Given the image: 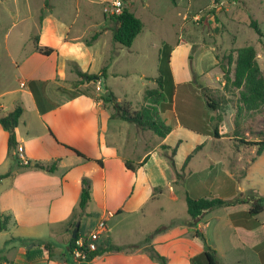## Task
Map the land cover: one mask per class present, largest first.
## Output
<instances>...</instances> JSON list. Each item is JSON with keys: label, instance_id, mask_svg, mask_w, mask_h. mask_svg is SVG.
Returning <instances> with one entry per match:
<instances>
[{"label": "crops", "instance_id": "crops-1", "mask_svg": "<svg viewBox=\"0 0 264 264\" xmlns=\"http://www.w3.org/2000/svg\"><path fill=\"white\" fill-rule=\"evenodd\" d=\"M98 1L103 5L104 14L105 4H111L113 0ZM45 2L22 0V17L17 6L18 0H13L9 6L13 17L21 18L19 23L27 35L26 46L28 42L31 43L25 53H19V47L9 43L8 25L0 22V117L6 116L16 106L22 108L15 129L17 149L31 166L24 167L15 161V151L10 152L8 149V133L0 125V220L6 219L4 228L0 230V264H159L144 251L146 245L135 250L125 247L123 251L105 253L91 261L79 263L71 257L68 245L78 216L83 178L90 182V201L87 205L90 212L83 213L87 216L96 214L98 222L104 220L107 226L101 241L124 247L123 243L110 241L112 232L123 231L121 223L124 219L125 222H133L144 233L156 230L155 227L150 229L145 226L146 219L163 210L160 206L149 205L165 195L168 200L176 199L171 186L175 182V170L170 179L173 168L167 159L169 152L160 148L163 145H177L174 157L177 167L176 158L185 146L184 141L177 140L173 144L167 141L181 129L189 131L188 136L194 133L202 138L195 140L180 155L179 162L185 160L198 146H201L202 151L207 143L222 147L224 142H228L236 151V156L233 160L230 158L229 163L232 165L236 160L243 166L245 162L243 167L245 173L247 171L246 175L241 174L245 175L244 185L240 181L237 183L239 176L229 171L226 159L216 156L205 170L207 177L213 178L211 187H215L216 191L208 190V181L205 180L199 186L203 195L191 196L193 199L216 196L231 200L247 191L252 195L248 204L221 207L208 212L202 217L203 223L194 228L171 225L154 235L149 245L165 256L168 264H191V259L200 256L203 251L201 241L196 236L199 233L216 252L219 264H264V210L255 216L248 215L251 204L264 198V150L251 161L255 148L236 149L231 137L228 140L223 138L220 127V138H214L211 129L207 128L206 115L201 121H204L208 133L202 134L177 121L172 126L170 121L167 122L170 111L162 114V119L172 129L165 138L156 141L150 131L138 129L132 136L131 126L118 119H110L113 114L110 105L83 94H75L78 91L93 93L89 87H96V81H99L100 92L93 95L100 97L107 91L112 92L105 85L109 80L105 74L117 79L126 72L115 70L116 60L110 58L112 54H109L118 55L115 49L130 50L135 40L130 48L114 43L113 16L109 18L104 14L106 22L93 31L91 36L99 34L88 46L86 40L91 37H88L89 31L85 27L77 31L74 29L82 10L84 16L90 18L93 0H49L48 7ZM122 3L123 7L127 6L133 12L135 0ZM5 20H8V11ZM106 35H109L113 48H106V57H102L98 45ZM36 36L37 45L53 49V53L48 56L40 54L33 41ZM190 48L191 45L184 40L172 46L169 65L176 85H190L192 81L188 64ZM102 58L98 69L100 65L96 67L95 63ZM70 63H75L82 73L103 76L95 82L82 84ZM197 74L204 76V72ZM112 93L118 102L130 103L133 110H138L144 104V93L143 103L137 105L128 99L129 94ZM202 100L201 97L198 101ZM47 133L49 136H46ZM149 144L153 146L148 147ZM55 145L64 152L55 148ZM138 145L142 146L139 152L135 150ZM66 146L79 151L89 160L77 156ZM144 159L145 163L134 172L125 166L126 161L141 163ZM63 160L68 161V169L60 172L59 163L62 164ZM54 161H57V169L52 173L33 168L36 163L50 165ZM80 226L81 223L78 236H87L96 227L94 224L87 230ZM198 264L205 263L200 260Z\"/></svg>", "mask_w": 264, "mask_h": 264}, {"label": "rangeland", "instance_id": "rangeland-1", "mask_svg": "<svg viewBox=\"0 0 264 264\" xmlns=\"http://www.w3.org/2000/svg\"><path fill=\"white\" fill-rule=\"evenodd\" d=\"M121 1L127 2L128 0ZM12 2L13 0H3L0 3V14H2L0 22L8 25L9 43L13 46H18L19 53L22 54L25 53L31 43L28 42L27 46L25 44L27 35L25 34L23 25L19 23L21 18L16 19L13 17V13H10L11 9H9V6L12 5ZM6 3H8V10L6 9ZM107 4L110 3H106L105 8ZM17 6L20 17H22L24 13L22 0H18ZM91 9L90 18L84 16L83 10L80 12V17L77 19L78 23L74 29V31H77L85 27L89 31L88 37L93 34L95 29H98V25L106 22L104 14L109 16V18L111 17L105 11L103 14V5L98 0H93ZM7 11L8 20H5ZM132 11L140 19L143 27L130 50L123 49L117 51L115 49L116 52H119L118 55L109 54L113 56H110V58L116 60L114 64L115 70H124L126 72L117 79L111 78L107 73L105 74V77L109 79L108 82H105V85L114 94H129L128 99H130L133 105L143 103L144 90L156 87L154 79L158 75L159 51L163 42L174 47L176 43L184 40L191 45L188 64L191 65V69L196 76L194 78L192 76L190 85L175 84L177 87L176 94H179V97L176 101L173 99L170 102V105H172L170 110H160V119L164 122L162 114L170 111L167 122L170 121L169 123L172 126L176 121H185V118L179 111V105L177 111L174 110V105L184 102L183 94L194 96L195 94L207 92L214 99L221 101V109L218 114L222 120L221 123L219 122L220 131L225 140H228L233 135L235 122H238V131L245 140L255 141L258 138H264V108L237 114L238 92L230 83L227 84L225 89L226 81L221 70V67L229 70L230 76L233 78L234 64H229V57L231 56L234 61L236 50L245 46H253L256 51L257 62L264 76V38L260 42L259 36L250 28V22L254 20L258 23L261 32L264 34V0H135V6ZM98 46L101 56L106 57V48L109 49L111 46L113 48L109 35L103 36ZM102 60L103 58L100 59V62L97 61L95 63L96 67L100 65L98 69L101 67ZM198 72H204V76L198 75ZM89 88L90 92L94 94L100 92V90L96 89L95 85H91ZM188 101H191V99H188ZM128 125L131 126L130 134L134 136L137 127L134 124ZM181 130L173 133L167 143L173 144L177 140L184 141L185 146L181 149L178 158H176L177 167L175 166L176 171L183 174V181L177 183L175 179V182L171 183L176 197L175 200H168L167 195H165L159 201L154 200L153 204L149 205L150 207L153 205L160 206L163 210L154 213L146 219L145 226H149L150 229L155 227L157 230L165 227L163 230L165 231L171 225H186L189 228H194L186 224V221L190 220L186 210V195L190 197L203 195V192L199 190V186L205 180L208 181L207 189H212L215 192L216 188L211 187L214 184L211 183L213 182V178L207 177L205 170L214 161L216 156H223V159H226L228 164H231L229 163V159L233 160V157L236 156L235 149L228 142H224L222 147L207 143L204 148L202 147V151L199 149L192 154L187 167L182 171L181 168L184 160L179 162L180 155L182 156L195 140L202 137L194 133H191L192 136H188L187 132L189 131L185 129ZM150 133L156 141L160 140L152 132ZM46 136H49L48 133ZM151 146L153 144H149L148 147ZM55 148L64 152L63 149H59L56 145ZM135 150L141 151L142 146L138 145ZM217 151L219 152L217 153ZM234 161L232 169L239 176L237 183L240 181L244 185L245 180L243 177L247 171L244 176H241V174L245 171V167H243L245 162H242V166L236 160ZM67 162L63 160L62 164L59 163L60 172H65L68 169ZM170 172L171 179L173 169ZM87 180L89 181V179ZM214 198L217 197L215 196ZM90 206L92 207V205ZM77 210L79 211L76 223H79V225L81 223L80 228L88 230L91 225L95 224L96 226L98 224V216L96 214L87 216V214L83 213H89L90 207L86 206L84 210H80L78 207ZM202 223L201 219L198 224ZM121 226L123 231L117 232L114 230L115 232L111 233L112 238H110V241L116 240L119 243H123L122 245L126 248H140L144 245L146 238L151 236L150 240L157 234L154 233L155 231L144 233L142 229L136 228L133 222H125V219L121 223ZM199 237H201V234H199Z\"/></svg>", "mask_w": 264, "mask_h": 264}, {"label": "trees", "instance_id": "trees-1", "mask_svg": "<svg viewBox=\"0 0 264 264\" xmlns=\"http://www.w3.org/2000/svg\"><path fill=\"white\" fill-rule=\"evenodd\" d=\"M49 0H46L45 6L48 7ZM111 19L115 22V27L112 30V40L114 43L124 47L130 48L135 38L140 34L142 30V22L140 19L129 10V7L125 6L122 8L121 14L118 16H113ZM250 28H252L255 33L259 36V41L262 42V38H264V34L261 32L258 23L254 20L250 22ZM99 33L94 34L88 40H86V44L91 45L98 37ZM35 49L42 55L48 56L53 53V49L46 47H39L37 45L38 37H34ZM172 47L163 43L161 49L159 51V63L157 68V77L154 82L156 87L153 89H146L144 91V104L138 109L133 110L131 108L130 103L128 102H118L116 97L113 95L111 91H107L104 96L96 97L93 93H89L88 91H78L75 95H86L94 99L95 101L102 100L104 103L110 105L113 109V114L110 116V119H118L124 123L134 124L138 130L140 131H150L154 135L159 138H165L170 132L171 127L166 125L161 119L159 112L164 111L166 109L170 110L172 105L170 102L173 99H178L179 94H176V86L173 82V77L170 70V57H171ZM191 58V57H189ZM190 60V59H189ZM229 64H234L233 69V78L230 76L229 70H226L224 67H221L223 75L225 77V89L227 84H231V86L238 92L237 99V114H241L243 112H251L257 111L264 108V76L262 74L261 68L257 62L256 51L253 46H245L236 50V58L233 61L232 57H229ZM73 71L76 75L81 79L80 83L87 84L90 82H95L100 79L103 74L100 75H89L86 73L80 72L77 65L75 63H70ZM191 69V65H190ZM104 70H102V73ZM191 73L193 78L196 76L194 71L191 69ZM190 97V98H188ZM202 97V101L200 102V98ZM191 99V101H188ZM183 103L175 104L174 110H178L185 118V121H179L182 125L186 126L192 131L196 133L206 134L208 133L207 128L211 129V135L214 138H220L219 127L222 122L221 117L218 112L221 109V101L218 99H214L211 94H207L204 92L200 94V96H188V94H183ZM167 102V104H165ZM190 108L186 109L187 106ZM211 114H210V112ZM22 114V108L20 106H16V108L8 113L4 117H0V125L2 128L8 133V149L10 152L17 150V141L15 136V129L18 125V120ZM206 115V121L208 122V127L204 128L205 124L202 120V117ZM197 120V122H196ZM199 121V122H198ZM220 122V123H219ZM219 123V125H218ZM235 129L233 135L231 136L232 141L235 143L234 147L239 149L241 147L247 148H255V153L251 159L254 161L257 157H259L264 150V138H258L255 141H247L243 136L240 135L238 131V122H235ZM210 126V127H209ZM206 127V126H205ZM67 147V146H66ZM70 151H72L77 156L83 158L84 160H89L85 155L80 153L79 151L67 147ZM201 146H198L194 149V151L189 154L184 163L182 165L181 170L183 171L189 161L192 158V154L197 152ZM162 151H168L171 153L167 156L170 166L175 170V179L177 183H181L183 181V174L179 173L175 169L174 157L177 152V145L174 147L169 146H161ZM15 161L17 162L16 156H14ZM146 159H144L141 163H132L125 162V166L127 169L131 171H136L140 166L145 163ZM101 165V162H98ZM24 167H31L28 163L27 165H23ZM33 168L54 172L57 169V161L52 162L50 165H43L40 163H36L33 165ZM228 169L230 172L234 173L232 169V165H228ZM245 171L242 172L244 174ZM1 177H5L1 176ZM236 179L238 178L235 175ZM252 193L247 191L245 193H239L235 198L231 200H223L220 198H206L201 197L197 199H193L190 196L186 195V210L190 217L188 222V226L196 227L200 222L202 217L208 212L221 208V207H232L239 204H248L249 198H251ZM90 201V182L86 179H82V189L79 197L78 207L80 210H84L87 204ZM264 198H259L257 203L251 204L250 209L248 211V215L255 216L264 210ZM0 220V230H2L5 226V221ZM165 229L159 228L155 230L154 233L162 232ZM197 238L201 241L202 253L200 256L191 259V264H198L201 260L205 264H219L216 252L209 247L204 237L201 235L199 237V233H196ZM149 236L146 238L144 243V251L148 253L150 258L159 264H168V260L165 256L160 254L153 246L149 245ZM78 238V230L75 238H70L68 250L69 252L75 246V241ZM40 244V242H38ZM47 249V246H45ZM125 247L116 246L112 243H108L106 241H98L96 243V250L89 253L87 257V261H91L94 257L101 256L105 253L109 252H120L125 250ZM130 250L138 249V247H131Z\"/></svg>", "mask_w": 264, "mask_h": 264}, {"label": "built area", "instance_id": "built-area-1", "mask_svg": "<svg viewBox=\"0 0 264 264\" xmlns=\"http://www.w3.org/2000/svg\"><path fill=\"white\" fill-rule=\"evenodd\" d=\"M123 3L121 0H113V2L105 8V13L110 16H118L121 14ZM96 89L100 90L99 81H96ZM15 156L22 165L28 162L24 159L20 150H15ZM105 221L98 222L96 227L87 236H78L75 246L70 251L71 257L75 262H86L88 254L96 250V243L100 241L101 235L105 232Z\"/></svg>", "mask_w": 264, "mask_h": 264}, {"label": "water", "instance_id": "water-1", "mask_svg": "<svg viewBox=\"0 0 264 264\" xmlns=\"http://www.w3.org/2000/svg\"><path fill=\"white\" fill-rule=\"evenodd\" d=\"M78 227H79V223H76L74 229L72 230V238L76 237Z\"/></svg>", "mask_w": 264, "mask_h": 264}]
</instances>
